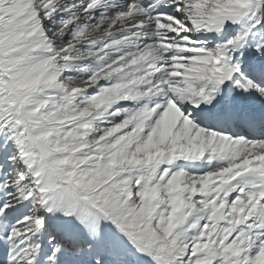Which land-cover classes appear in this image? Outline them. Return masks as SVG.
Wrapping results in <instances>:
<instances>
[{
  "label": "snow or ice",
  "instance_id": "obj_1",
  "mask_svg": "<svg viewBox=\"0 0 264 264\" xmlns=\"http://www.w3.org/2000/svg\"><path fill=\"white\" fill-rule=\"evenodd\" d=\"M0 264H264V0H0Z\"/></svg>",
  "mask_w": 264,
  "mask_h": 264
}]
</instances>
